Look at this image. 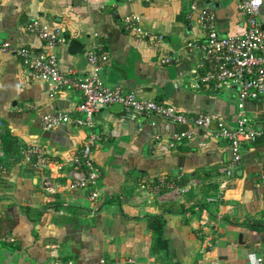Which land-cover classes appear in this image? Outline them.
<instances>
[{"label":"crops","instance_id":"1","mask_svg":"<svg viewBox=\"0 0 264 264\" xmlns=\"http://www.w3.org/2000/svg\"><path fill=\"white\" fill-rule=\"evenodd\" d=\"M202 9L213 12L218 35L245 32L236 0H0V38L12 47L43 50V40L25 29L26 21L37 18L41 26L62 31L63 42L53 48L62 72L86 75L91 64L85 50L101 46L108 57L101 69L105 84L212 117L211 132L195 128L190 140L171 146V133L185 125L130 107H100L94 122L101 139L92 153L102 192L93 200L88 189L69 187L71 159L87 130H47L41 124L49 112L75 115L80 92L50 94L43 81L29 76L20 55L0 51V264H99L115 258L133 264H264V230L248 226L264 223L263 138L243 146L222 199L205 202L224 178L231 154L212 132L218 121L234 127L238 106L234 86L213 92L199 81L201 51L188 44L204 38L197 21ZM131 16L138 17L140 32L123 27ZM257 19L264 28V0ZM71 39L79 51L71 53ZM243 108L250 126L263 129L264 97L245 101ZM4 133L16 143L8 155ZM37 144L61 163L60 173L36 171L24 161L22 150ZM156 215L164 219L167 252L151 249L147 222Z\"/></svg>","mask_w":264,"mask_h":264},{"label":"built area","instance_id":"2","mask_svg":"<svg viewBox=\"0 0 264 264\" xmlns=\"http://www.w3.org/2000/svg\"><path fill=\"white\" fill-rule=\"evenodd\" d=\"M236 1L246 18V30L242 35H218L213 12L202 9L198 13L197 21L203 28L204 38L200 42L188 44L201 51L199 81L202 85L213 92L224 87L236 88L238 106L236 125L226 127L218 121L216 130L212 132L227 142L231 154L225 165L224 178L218 182L216 191L205 199L206 203L222 199L223 192L230 185L239 163L243 146L255 136H261L264 139V128L261 130L252 128L243 108L245 101L264 97V28L257 19L263 0L259 5L254 4L253 0ZM191 8H194L193 4ZM138 20L136 16L126 17L123 20V27L140 32L137 27ZM25 29L36 33L43 40V50L32 52L26 48L12 47L8 41L0 38V51H13L20 55L29 76L43 81L50 94L63 88H74L82 97L75 107V115L56 111L41 117L42 127L47 130L59 125H72L87 130L84 142L71 159L69 181L71 189H88L89 197L93 200L98 199L102 192L98 187L100 169L95 164L92 153L101 139L94 122V115L102 106L121 104L124 107L133 108L141 115H161L171 123L185 125L186 129L171 133V146L190 140L195 128L211 132L212 117L209 114H185L161 101L139 98L133 91L125 90L121 85L105 84L101 77V69L108 57L101 46L96 45L85 50L86 59L91 64V71L84 76H77L72 70L68 72L60 70L57 56L53 51V48L64 40L59 27L47 29L40 25L37 18H34L26 21ZM165 61L170 59L167 58ZM22 156L24 161L36 171L55 173L62 171L61 163L52 159L41 145H30L24 148ZM260 178L264 183V169ZM169 185L172 186V183ZM204 214L203 218L208 219L207 212ZM99 264H133V260L131 258L101 259Z\"/></svg>","mask_w":264,"mask_h":264},{"label":"trees","instance_id":"3","mask_svg":"<svg viewBox=\"0 0 264 264\" xmlns=\"http://www.w3.org/2000/svg\"><path fill=\"white\" fill-rule=\"evenodd\" d=\"M1 141H2V149H3L5 155H8L13 150H15L16 143L8 134L4 133L1 136ZM260 177H261V175H260ZM185 178L187 179V176L184 175V179ZM178 183H180V181H178ZM210 186L211 185H209L207 188L211 189L214 192L215 187L210 188ZM207 193H206L207 195L205 194V196L210 195L209 192H207ZM202 206H204V207H202L204 209L207 208L206 203H204V202H202ZM180 210H183L182 206L180 207ZM211 219H212V217L209 216V221ZM212 220H214V219H212ZM212 220L210 222H212ZM163 223H164V219H163L162 215L151 216L148 218L147 224H148V228L151 230V235H152L151 249L155 253H158L161 251L167 252V250H168L167 240L163 237ZM209 226H210L212 231H214L216 229V224L211 223V224H209ZM248 226L254 230H264V223L261 221H258V220L252 221Z\"/></svg>","mask_w":264,"mask_h":264},{"label":"water","instance_id":"4","mask_svg":"<svg viewBox=\"0 0 264 264\" xmlns=\"http://www.w3.org/2000/svg\"><path fill=\"white\" fill-rule=\"evenodd\" d=\"M79 48H80V45L75 39H71L69 41V50L71 51V53L79 51L78 50ZM111 106H112L111 108L114 109V110H120V109H122L124 107L121 104H113ZM253 140L254 141H261L263 139H262L261 136H255L253 138ZM41 182H42L44 188H46L48 190L52 188V185H51V183H50V181H49V179L47 177H44Z\"/></svg>","mask_w":264,"mask_h":264},{"label":"clouds","instance_id":"5","mask_svg":"<svg viewBox=\"0 0 264 264\" xmlns=\"http://www.w3.org/2000/svg\"><path fill=\"white\" fill-rule=\"evenodd\" d=\"M253 3L259 5L261 3V0H253Z\"/></svg>","mask_w":264,"mask_h":264}]
</instances>
